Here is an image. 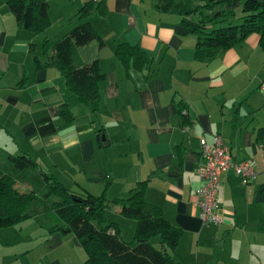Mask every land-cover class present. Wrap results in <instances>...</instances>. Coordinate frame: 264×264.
<instances>
[{
  "label": "crops",
  "instance_id": "obj_1",
  "mask_svg": "<svg viewBox=\"0 0 264 264\" xmlns=\"http://www.w3.org/2000/svg\"><path fill=\"white\" fill-rule=\"evenodd\" d=\"M8 1L0 0V162L28 152L68 189L109 200L128 197L144 181L145 201L182 230L175 248L182 264H264L259 35L201 58L199 33L179 11L189 0H44L50 24L41 33L20 27ZM90 1L86 18L103 45L76 46L70 61L79 66L98 59L104 77L95 111L55 66L36 62L45 60L43 38L64 39ZM120 45L127 64L116 53ZM62 108L72 118L65 119ZM215 135L236 162L252 160L258 170L247 183L231 169L221 174L218 225L202 224L196 203L200 139L212 142ZM106 216L119 228L128 223L134 237L135 220L122 216L118 205L111 204ZM150 241L159 245L157 235ZM86 256L72 232H49L35 217L0 228V264H85Z\"/></svg>",
  "mask_w": 264,
  "mask_h": 264
},
{
  "label": "trees",
  "instance_id": "obj_2",
  "mask_svg": "<svg viewBox=\"0 0 264 264\" xmlns=\"http://www.w3.org/2000/svg\"><path fill=\"white\" fill-rule=\"evenodd\" d=\"M189 0L179 4V11L191 31L199 33L197 55L213 57L251 33L259 35L264 49V0ZM20 27L41 33L50 24L44 0H9ZM93 3L79 8L81 20L64 39L52 41L43 38L45 60L37 58L38 67L53 65L64 77L70 91L81 103H90L96 110L98 83L103 79L98 59L79 66L71 64L76 46L103 40L86 18ZM240 7V14L236 8ZM126 47L120 45L116 53L127 64ZM65 119L70 111L61 109ZM23 185V186H22ZM25 186V187H24ZM145 182L139 181L126 198L109 200L105 195L95 196L86 190L73 191L54 175L39 169L28 152L9 155L0 162V228L19 224L27 218H38L49 232H72L86 252L85 264H182L175 256L182 230L166 218L162 209L145 201ZM48 204L43 211L37 203ZM111 204L119 206V213L135 220L132 240L123 238L117 222L109 220L106 211ZM157 235L159 245L150 241Z\"/></svg>",
  "mask_w": 264,
  "mask_h": 264
},
{
  "label": "built area",
  "instance_id": "obj_3",
  "mask_svg": "<svg viewBox=\"0 0 264 264\" xmlns=\"http://www.w3.org/2000/svg\"><path fill=\"white\" fill-rule=\"evenodd\" d=\"M200 147L202 162L198 168V177L202 185L197 191L196 201L199 218L202 224L218 225L223 221L216 212L221 174L231 169L242 182L247 183L257 177V165L252 160L236 162L220 135H215L212 142L200 139Z\"/></svg>",
  "mask_w": 264,
  "mask_h": 264
},
{
  "label": "rangeland",
  "instance_id": "obj_4",
  "mask_svg": "<svg viewBox=\"0 0 264 264\" xmlns=\"http://www.w3.org/2000/svg\"><path fill=\"white\" fill-rule=\"evenodd\" d=\"M194 2L196 3L197 1L196 0H194ZM240 7H237L236 8V14H240ZM38 206L43 210V211H46V210H48V204L46 203V202H43V204L42 205H40V204H38L37 203V206L36 207H34V208H32L33 210L34 209H37L38 208ZM111 215V214H110ZM109 217V216H108ZM127 222H130V221H127ZM120 229H122V231H123V235H126L125 237V239L126 240H129V239H131L132 237H133V230L131 229V226L128 224V223H120ZM124 238V237H123Z\"/></svg>",
  "mask_w": 264,
  "mask_h": 264
},
{
  "label": "water",
  "instance_id": "obj_5",
  "mask_svg": "<svg viewBox=\"0 0 264 264\" xmlns=\"http://www.w3.org/2000/svg\"><path fill=\"white\" fill-rule=\"evenodd\" d=\"M104 139H105V136L102 135V136H101V140L103 141ZM106 145H107V144H106Z\"/></svg>",
  "mask_w": 264,
  "mask_h": 264
}]
</instances>
